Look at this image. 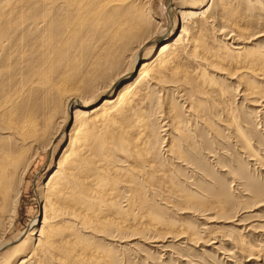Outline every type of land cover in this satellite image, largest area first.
<instances>
[{"label": "bare ground", "instance_id": "obj_1", "mask_svg": "<svg viewBox=\"0 0 264 264\" xmlns=\"http://www.w3.org/2000/svg\"><path fill=\"white\" fill-rule=\"evenodd\" d=\"M216 1L195 12L166 0L170 29L176 25V14L181 29L148 62H143L146 47L157 45L155 41L165 34L154 27L150 15L154 0H15L0 6V234L8 230L21 185L39 154L51 152L53 156L67 144L39 194L43 210L40 228L32 223L18 242L0 238V264H9L18 252L10 264H117L119 252L127 254L125 249H129L132 253L133 249L128 243L131 226L126 215L161 214L149 211L156 205L147 200L148 186L154 178L168 181L171 173L189 189L180 188L182 182L174 184L179 191H170L168 198L162 199L163 208L173 210L172 200L193 203L197 198L198 206L192 204L195 210L189 207L179 213L192 210L200 216L207 210L202 209L205 202L216 204L210 209L223 211V219L231 214L232 208L226 211L225 206L234 202L221 193V178L212 169L221 165L216 153L223 154L226 128H230L227 120L219 124V130L214 126V111L222 108L215 116H226L227 111L232 113V106L227 108L223 88L218 89L220 100L214 101V111L201 106L206 99L198 100V94H212L213 90H208L214 89L221 77L206 70L216 68L219 75L230 69L229 79L237 83L245 79L241 96L249 92L258 95L261 86H256L264 82V51L248 53L246 46L256 47L254 43L264 33L257 37L253 33L246 42L240 40L245 39L241 29L224 22L216 11ZM239 1L253 12L256 0ZM255 20L264 22V12ZM209 31L214 35L213 46L203 41L204 32ZM125 61H131L132 68L125 66L122 71ZM248 78L258 81L253 85L258 90H248ZM124 81L127 83L120 87ZM141 85L147 112L134 107ZM98 97L104 100L91 108ZM174 97L181 99L177 105ZM259 98L264 105V95ZM162 108L164 115L158 114L156 126L152 113ZM238 127H233L237 128L233 133L240 135L234 142L249 149L248 138ZM161 133L166 138L163 143ZM210 157L215 158V164L210 165ZM164 163L166 171L161 170ZM185 167L192 170L191 175ZM197 179L209 185L197 190ZM241 179L236 177L237 182ZM253 189L251 182H244L243 191ZM228 218L246 228L235 215ZM167 232L158 239L179 237ZM192 234L185 237L191 241ZM236 239L240 248L246 249V241ZM100 241L116 244L106 249ZM9 246L11 251L1 253Z\"/></svg>", "mask_w": 264, "mask_h": 264}, {"label": "rangeland", "instance_id": "obj_2", "mask_svg": "<svg viewBox=\"0 0 264 264\" xmlns=\"http://www.w3.org/2000/svg\"><path fill=\"white\" fill-rule=\"evenodd\" d=\"M11 1L14 2L15 0L14 1L0 0V6L7 5V3L12 4ZM165 1L166 0H154L152 5V10L150 13L153 24L155 25L154 27H157L159 31L165 34L161 36L160 39L158 38L155 41L157 45L152 46V44H149L146 47V51L144 52L145 57L143 62L146 61L148 62L154 59L157 55L158 49L162 45L174 40L181 29L180 18L178 14L175 15L176 16L175 27L170 29V24H169L170 17L168 15L169 10L166 6ZM210 1L212 0H172V5L181 6L180 4H183L182 6L185 5L186 9L191 8L194 9L195 12H201L205 7H208V5L211 4ZM249 1H253V0H247V2ZM255 2H254L255 8H253L252 10L253 12H251L248 11L245 5H243L239 0L216 1L217 3L216 5H218L216 7V11H218L217 13L223 18L224 22L226 21L232 25L235 23V25L241 29L240 33L244 36L245 39L241 38L240 40H243L244 42H246L253 33H257L256 37L264 33V22H256V20L254 21V18H256L257 14L264 12V0H256ZM176 10L180 11L179 8H177ZM223 10H226L225 15L223 14ZM244 12L245 14H249V15L248 16L244 15ZM250 14H252L253 16H250ZM231 16L235 18H233L232 22H229L228 20L230 19ZM224 17L226 18V20L224 19ZM190 33L191 31H189V34ZM213 36H214L213 32L210 31L204 32V40H203L204 44H207L208 46H213V42H212ZM257 39L259 40L254 43L256 44V47H254L253 45L246 46V48H248L247 51L250 50L248 53H251L252 51V54H256V53L258 54L264 51V37L262 36ZM125 62L127 63L125 64ZM125 62L122 63V66L120 68V70L122 71H125L126 69L129 70L130 68H132L131 61L129 62L125 61ZM254 66L258 67L259 65H254ZM217 70L218 69L216 68L213 69L210 68L206 70L208 74L216 75V77L219 76L221 78H219L220 80L217 81V84L215 85L214 89L212 87L208 90V91L213 90L212 94H208V95L198 94L199 96L198 100L202 101L201 99L203 100L206 99V101L208 102L204 101L205 102L203 104L204 106L203 105L201 106L205 108L206 105L208 106L210 105L209 108L207 106L206 109L214 111L213 110L214 106L215 108L217 106L215 102L217 101L219 102L220 100L219 99L220 90L218 89L223 88V90H225L224 94L226 96V106L227 108H229V106L231 108L232 106V113L229 114L227 111L226 116L224 114H220L221 116L217 118L218 116L217 114L222 112V111L218 112V110L219 109L222 110V108L219 109L216 108L214 111V117H215L214 119L216 120V123L212 122L214 126L219 130L220 127L219 124L227 120L229 121V123L226 124L230 128H226V139L224 142L225 144L222 145L224 151L223 154H220L219 152L216 153V155L218 156L216 157V160H219L221 163V165L217 167H219V169L223 171H220L217 167H215V165L212 170H214L213 172L215 176L218 177L220 176L221 178L220 179L222 184L221 193H224L223 195L226 194V196L229 197L230 201L234 202L231 203L230 205L227 204V206H225L226 211L232 208L231 214L228 217L235 215L236 220L242 219L241 220L242 224L243 225L245 224L246 228H242L240 226L235 225V223L237 224V222L233 221L232 219H231L232 221L229 220L228 217L223 219L222 216L223 211L219 212L217 211L218 209H214V210H212V208L210 209V206L216 205L214 203L206 204L204 202L202 209L205 208L208 211L206 210L205 213L200 214V216L199 215L197 216L195 213H192V210H195V208L192 207V204L193 206L197 205L198 203L197 198H195V200L192 201L193 203H191L190 201L189 203H187L188 202L187 200H183L180 202L172 200L174 206L173 210L171 209L167 210L168 208H163L162 205L160 204L162 202V199L164 198L167 199L168 196L170 195L169 193L170 191L171 192L179 191V189L176 188L177 186H175L178 184V182L180 183L182 182L184 184L183 185L181 183L182 186L180 188L183 187L186 190L189 188L188 186H186L187 184L185 185V183L182 180L179 181L178 178L176 179L175 175L174 174L172 175V173L168 176L169 177L168 181L158 180L156 178H154L153 180L152 177L151 179L153 181L150 180L148 186L149 197H147V200H149L150 204L153 203V205H156V207L150 209L149 211L157 210L158 212H161V214L158 213V215H156L154 214V212H152L154 216L148 215L147 217V215L143 216L138 212L137 214L136 212H134L132 213V215L135 214L137 216L126 215L125 219H130L128 221V224L129 226H131L129 229L131 230L129 231L131 232V234L128 243H131L130 245L132 246L133 249L131 248L132 253L128 252L129 249L128 251L125 249V253L127 252V254H124L123 252H119L120 254L118 255L119 259L117 264H264V105H261L260 103L261 100L259 98L264 95V91H263L264 82H258L253 78L250 79L248 78L250 82L249 84L250 88H248V90L250 91L252 88L256 90L260 89L261 92L260 90L256 91L259 92V94L257 95V93L254 90L256 94H253V96L249 95L252 94L253 92H249L248 93L249 96L247 94L245 95L243 94V96H241L244 88L246 87V85L244 84L245 79L243 81H239L240 83L239 82L237 83L235 79L234 80L229 79L231 78L230 69H228V72L226 71V73H222V75L215 73ZM225 74H226V78H224ZM125 83L127 82L126 81H124V83L121 82L120 87ZM253 85H255L256 87L260 85L261 88L257 89ZM138 88L139 90L142 91L139 93L138 98L135 100L136 104L134 107H136V109L139 108L138 110L141 109L143 111H146L149 105L145 103L147 100L145 90L142 87V85L139 86ZM253 89L251 91H253ZM118 90L119 89H116V93ZM205 90L207 91V89H203V91ZM116 93H114L113 96H115ZM160 94L162 95V93ZM157 95L162 99L163 96H160L159 93H157ZM103 100H104L103 98H99V97L94 98L92 100L93 104L90 105L91 108H94L95 106L99 105ZM179 100L181 101L180 98L174 97L172 101H174V104H176V102L177 103L180 102ZM193 102H195V100ZM210 103H214V105ZM163 113H164L163 108L160 111L157 110V113L156 112L152 113L154 114L153 119L154 117H156L154 119V121L157 123L155 124L156 126H158V122L160 119L159 115L161 114L164 115ZM215 114L217 116H215ZM212 120L213 119H210V121ZM162 121L161 123L163 124L165 122L164 117L162 118ZM235 126L236 127L239 126L238 128L239 129L241 128L242 131H244L243 134H245L246 138H248L247 142L250 147L249 149H247L243 144H240V147L243 149L239 148L238 145L236 146V142H234L235 136L239 139L240 135L236 133L238 135L237 136L235 133H233V131L237 129V128H233ZM70 128L71 126H69L67 130H69ZM161 138L163 143V139L165 137H163L162 133H161ZM165 143L166 144L168 143V139L166 140ZM165 143L164 145H166ZM66 145L60 147L57 150L56 154H54L53 156H51V152H47L46 154L43 153L39 154L38 158L31 166L30 170L26 174L24 181L21 185L17 207L13 213L12 218L9 220L10 225H8V230H6L4 235L0 234V236H2L0 238H2L3 241L18 242L21 239V236H23L28 229H31L32 223L33 224L37 223L36 225L37 228L38 229L40 228L43 219V210H42V201H40L41 196L39 194L41 193V189H43L44 185L47 183L49 176L55 171L57 160L60 158L63 149L65 148ZM210 147L211 150L215 151V149H213V146ZM163 154L167 155L165 154V152ZM216 160L214 157H210L208 159L209 163L211 162L210 165L215 164ZM167 168L168 167L165 163L161 166L162 171L163 170L166 171ZM185 168L187 173L191 175L190 172L192 170L189 169L188 167ZM233 177H235V180H233ZM236 177H242L243 179L237 182ZM170 179H171V183H173L172 185L170 183ZM197 180L194 181L195 183L197 182V185L199 184L198 185V187H200L199 189H197L196 186L190 184L191 186H194V188H196L197 190L201 191V187L203 185L204 187L205 184L206 186L209 185L208 184L209 182L205 180L202 179L201 180L199 179L198 181ZM154 181L158 183H155ZM246 181H249L253 184L254 186L253 191L251 190L243 191L244 182ZM153 184H155L156 189L158 188L159 189L156 190ZM150 187L152 188L154 187V190L151 189ZM214 187L213 189L216 191L218 187L215 188ZM160 188L164 192H162ZM164 189L166 190V193ZM184 189H180V190H184ZM211 189L212 187L210 188V190ZM214 190H211L212 193ZM259 191L262 193H260ZM163 194L165 195V197ZM152 195H154V197H152ZM189 207H191L190 209L193 208L192 210H190L191 213L188 211L186 213H179V209L188 210L187 208ZM120 217L124 219L123 215H120ZM119 220L122 221L121 219ZM130 223L132 225H130ZM180 230L182 231V233ZM167 231H171V233L173 232V235H179V237L175 239L172 237L165 238L164 240L158 239L164 236L163 234L169 233ZM194 233L197 234L195 235ZM191 234H192L191 236L192 240L189 241L190 240L189 237L188 238L186 237L187 235H191ZM111 235L118 236V234H111ZM180 236H184V237L181 238ZM236 237L245 240L247 243L246 246L249 247L247 248L245 246L246 249L244 250L241 249L239 243H236L237 242ZM154 239L155 240L157 239L160 242L155 243L152 241ZM100 243L106 249L108 247L111 248L112 245L116 244L109 241H105V242L100 241ZM15 244L16 243H14V245ZM14 245L11 246L14 247ZM11 246L3 250L1 253L7 254L9 251H11L12 249ZM249 249H252L253 253L251 252V250L249 251ZM18 253L15 254L14 259H16L19 256L17 255ZM14 259H12L10 263H13Z\"/></svg>", "mask_w": 264, "mask_h": 264}]
</instances>
